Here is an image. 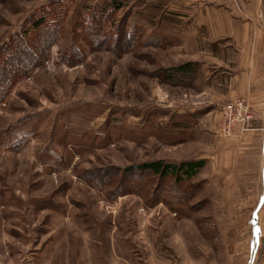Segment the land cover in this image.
I'll return each mask as SVG.
<instances>
[{"label": "rangeland", "instance_id": "rangeland-1", "mask_svg": "<svg viewBox=\"0 0 264 264\" xmlns=\"http://www.w3.org/2000/svg\"><path fill=\"white\" fill-rule=\"evenodd\" d=\"M228 18L264 43V0H0V264H260L259 146L229 150L264 44L223 136L235 59L206 24ZM202 155L188 183L135 169Z\"/></svg>", "mask_w": 264, "mask_h": 264}, {"label": "crops", "instance_id": "crops-1", "mask_svg": "<svg viewBox=\"0 0 264 264\" xmlns=\"http://www.w3.org/2000/svg\"><path fill=\"white\" fill-rule=\"evenodd\" d=\"M211 30V41L227 40L228 49L233 52L232 58L235 59L233 75L228 83V94L226 96L227 101L235 98L239 99H250L252 94L255 77L257 75V63L261 58L262 47L264 43L260 39V30L250 22L236 21L235 19H227V21H211L210 24H206ZM252 98V97H251ZM225 104V103H224ZM262 109V110H261ZM251 129L240 133L238 142L243 143L241 146L229 150V145L225 143L226 149L232 153L233 151H239L240 155L244 156V151L249 146L258 147L260 150V169H264V105L260 107V115L257 120H254L251 125ZM260 131V138L258 143L256 140H252L256 135L259 136L258 130ZM208 130V129H206ZM255 135V136H254ZM232 143L236 140H231ZM247 154V153H246ZM245 154V155H246ZM228 155V154H227ZM189 160H204L208 163L207 156H196L191 157ZM204 166V168L206 167ZM264 201L263 196L258 197V202ZM256 215V214H255ZM263 253V254H262ZM261 258L259 263L264 264V248H262Z\"/></svg>", "mask_w": 264, "mask_h": 264}, {"label": "trees", "instance_id": "trees-1", "mask_svg": "<svg viewBox=\"0 0 264 264\" xmlns=\"http://www.w3.org/2000/svg\"><path fill=\"white\" fill-rule=\"evenodd\" d=\"M41 24H42L41 22L35 23L34 24L35 29L40 27ZM189 68H190L189 64L179 66L175 70L168 72L166 78L170 77L172 73L173 75L174 74L186 75L187 74L186 72L189 71ZM4 79L3 82L0 83L1 87L3 86V84L5 85L7 83L6 80ZM10 88L6 87V85L2 87V90H0V102L2 101V98H4L5 95L8 93ZM204 166H205L204 160L183 161L180 162L179 164H170L159 160V161L143 163L141 165L136 166L135 169L138 170L139 172H148L154 176H159L161 178L168 176L170 178H173L177 184H180V183H188L192 178L198 175V173L204 168Z\"/></svg>", "mask_w": 264, "mask_h": 264}, {"label": "built area", "instance_id": "built-area-1", "mask_svg": "<svg viewBox=\"0 0 264 264\" xmlns=\"http://www.w3.org/2000/svg\"><path fill=\"white\" fill-rule=\"evenodd\" d=\"M243 100H235L224 104L221 108L223 124L220 133L223 136H231L234 126L237 124L244 125L252 120L253 115L245 106Z\"/></svg>", "mask_w": 264, "mask_h": 264}]
</instances>
